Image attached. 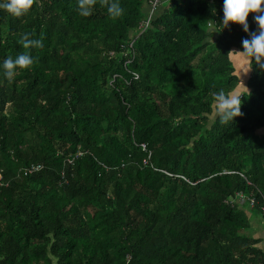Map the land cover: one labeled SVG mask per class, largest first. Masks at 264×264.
Masks as SVG:
<instances>
[{
  "label": "trees",
  "instance_id": "1",
  "mask_svg": "<svg viewBox=\"0 0 264 264\" xmlns=\"http://www.w3.org/2000/svg\"><path fill=\"white\" fill-rule=\"evenodd\" d=\"M118 3L0 9V264H264V68L249 63L233 122L211 95L238 94L229 53L254 14L246 33L223 0Z\"/></svg>",
  "mask_w": 264,
  "mask_h": 264
},
{
  "label": "clouds",
  "instance_id": "2",
  "mask_svg": "<svg viewBox=\"0 0 264 264\" xmlns=\"http://www.w3.org/2000/svg\"><path fill=\"white\" fill-rule=\"evenodd\" d=\"M35 2L36 0H3L0 2V9L14 17H21L33 8ZM99 3L107 8V12L112 18H118L123 14V9L118 0H99ZM96 4L97 0H77L79 15L82 17L90 16ZM250 14H254L255 22L259 28L258 33H251L250 39L242 41L243 51H233L229 54L244 57L249 63L255 61L256 65L264 68V0H223V25L225 27L230 23L238 24L248 33L247 20ZM21 43L25 49L43 47L41 40L32 39L28 33L23 34ZM33 63L32 57L26 53L19 54L14 59L9 56L3 63L6 78L11 81L15 77L17 69H27ZM211 95L213 108L222 124L233 122L234 118L241 115L242 101L239 94L220 89Z\"/></svg>",
  "mask_w": 264,
  "mask_h": 264
},
{
  "label": "rangeland",
  "instance_id": "3",
  "mask_svg": "<svg viewBox=\"0 0 264 264\" xmlns=\"http://www.w3.org/2000/svg\"><path fill=\"white\" fill-rule=\"evenodd\" d=\"M231 60L235 62V65H237V70L239 72V85H241L237 87V91L239 94L242 90L245 89L244 76L246 77L249 74L250 66H249V62L244 57H241L237 54H234ZM259 133H264V128L262 130H259ZM251 215L252 217H254L253 212H251Z\"/></svg>",
  "mask_w": 264,
  "mask_h": 264
},
{
  "label": "built area",
  "instance_id": "4",
  "mask_svg": "<svg viewBox=\"0 0 264 264\" xmlns=\"http://www.w3.org/2000/svg\"><path fill=\"white\" fill-rule=\"evenodd\" d=\"M150 1H151V11H153L154 8H155V6L158 4V2L160 0H150ZM143 24H144L143 26L146 27L147 21L144 22ZM144 27H142V30L145 29ZM37 168L38 167L30 166V168L28 169V171L35 170ZM236 201L238 202L239 205H242L243 203L247 202V206L250 207V208L253 207V205H254L253 198L252 197H244V195L242 193H237V195H236ZM263 204H264V201H263ZM261 209L263 210L264 207L262 206Z\"/></svg>",
  "mask_w": 264,
  "mask_h": 264
},
{
  "label": "crops",
  "instance_id": "5",
  "mask_svg": "<svg viewBox=\"0 0 264 264\" xmlns=\"http://www.w3.org/2000/svg\"><path fill=\"white\" fill-rule=\"evenodd\" d=\"M242 211L244 212L246 217L249 219L250 215H249V213H247V209H243ZM250 226H251L252 229L256 230L255 233H254V237L261 239L260 247H261V249L264 250V238H263V236H264V228H262V230L259 229V221L255 217H251L250 218Z\"/></svg>",
  "mask_w": 264,
  "mask_h": 264
}]
</instances>
